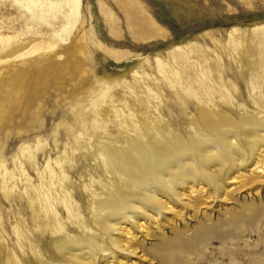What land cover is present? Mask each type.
<instances>
[{"label": "rangeland", "instance_id": "obj_1", "mask_svg": "<svg viewBox=\"0 0 264 264\" xmlns=\"http://www.w3.org/2000/svg\"><path fill=\"white\" fill-rule=\"evenodd\" d=\"M69 7L67 0H0V34L11 36L16 51L0 53V178L15 184L10 193L0 184V222L7 226L6 235L12 236L11 211L25 223L32 217L26 196L22 198L24 176L33 184L47 181L43 167L48 157L64 165L67 178L60 185L78 200L83 214L88 203L84 184L112 190L113 195L97 199L101 227L148 203L147 182L153 189H166L151 176L138 185L128 180L125 165L114 163L107 147L123 149L129 139L143 135L136 128V105L152 96L144 115H155L151 106L158 96L159 124L164 126L157 131L159 140L145 136L150 146L179 137L180 130L188 144L199 139V149L214 142L213 136L197 138L190 132L191 112L173 107L182 103L177 96L182 95L173 94L168 81H190L193 87L198 81L218 83L227 97L215 90L216 109L231 114L249 133L264 132V0H80L78 17L71 16ZM196 91L203 94L200 87ZM249 118L253 127L246 123ZM233 130L220 127L223 135ZM237 145L248 153L251 142L241 135ZM201 158L199 152V164ZM161 164L153 167V177ZM224 166L231 170L229 161ZM248 180L253 179L243 170L236 182L224 181L228 192L212 208L195 207L193 200L178 216L165 212L168 218L159 228L136 233L133 247L145 260L130 256L113 264H264V183ZM6 194L14 198L11 203ZM88 220L92 235L112 246L117 231L101 230ZM72 249H61L62 260L69 262ZM104 254L98 253V264H104Z\"/></svg>", "mask_w": 264, "mask_h": 264}, {"label": "bare ground", "instance_id": "obj_2", "mask_svg": "<svg viewBox=\"0 0 264 264\" xmlns=\"http://www.w3.org/2000/svg\"><path fill=\"white\" fill-rule=\"evenodd\" d=\"M67 1L70 5L69 13L71 16L78 17L80 0ZM10 40V35L2 36L0 34V53L4 51L9 53L16 52L14 51L15 47L11 48ZM35 50L37 49L34 48L31 52ZM26 51L24 50L20 55L22 56ZM157 64L159 68L164 67L159 59H157ZM172 72L174 73L175 71ZM168 82H170V87L175 91L173 94L182 95H177L182 103L178 105L176 103L172 104L173 107L178 106L181 112L184 110L191 112L192 127L188 128L190 132L193 130L192 133L193 135L197 134V138H199V135L213 136L215 138L214 142L206 143L199 149V139L193 145L188 144L186 137H184V132L180 130L179 137H171L170 139H166L165 137L167 142L163 145L155 144L156 146H150L144 139L145 136H148L150 133L155 135L150 137H157L159 140L157 131H160L161 127L164 126H160L161 123L163 124L160 117V107H158L161 100L159 101L157 96L155 98L156 101H154L157 104L155 103L151 106V112L156 115H152L153 117L144 115V113L145 109H149V100H153L152 98L154 97L152 96L146 102H139L136 105L138 114L136 128L143 135L129 139L128 145L126 144L127 147L123 149L113 150L111 146H108V154L114 163L121 166L125 165L128 180H136V185L145 180L144 176H151L152 178L159 179L166 189H161L157 186L153 189L151 183L147 182L145 184V191L149 199L148 203H140L139 206H136L135 213L131 216L127 218L121 217L123 220L117 221L114 224L106 222L101 227L98 219L101 201L97 199L99 196L106 198L108 194L113 195L112 190H108L107 192L97 191L92 188V185L87 186L84 184L83 188L88 203L85 208L87 214H83L84 212H81L82 208L80 209L77 203L78 200H74L71 192L61 186L62 182L67 178L64 165L60 161L53 162L55 167L60 169V172L57 174L55 167L52 165V160L48 157L43 167L49 175L47 181L42 182V180L37 182V184H33L27 175L24 176L26 187L23 190L24 196L22 198L26 196V202L30 205L29 207L32 208L33 212V215L31 214L32 217L27 222L28 224L25 223L24 217L20 219L16 216L15 211H11L8 214L13 218V222L10 225L11 236L5 233L7 228L4 224L5 222H0V264H50V262H55V264H98L99 257L97 255L100 251L107 253V255L104 254L105 256H102L104 264H113V261H119L121 258L130 259V256L143 261L145 257L136 256L137 251L133 247L136 233H144L146 235L148 234L146 232L147 229L149 230L151 226L159 228L163 224V221L168 218L165 212H171L178 216L180 212H186L187 208L191 206L190 202L193 200L198 202L194 205L195 207L199 208V205H204L206 208H212L216 202H221L228 192L223 187V182H236L237 176H242L243 170H248L250 179H253L248 180L251 184L254 182L264 183V132L249 133L245 128L238 127L231 114L216 109L218 106L216 107L217 103L213 102L214 99L212 97L215 92L219 91V94L225 96V98L227 97L226 93L221 91L222 86L214 81H198L196 87L189 84L188 82L190 81L186 83H182V81ZM199 87L202 89L203 94L197 93L196 90ZM253 102L257 105L259 101L253 100ZM196 105H200V108L196 109ZM118 115L122 117L121 114ZM99 117H103V115L99 113ZM162 117L164 118V116ZM128 118L125 116L124 121H130ZM246 123L250 127L254 126L252 118H249ZM223 125L229 128L233 126L236 130L223 135L220 132V127ZM241 135H246L251 142L248 153L238 148V139ZM116 136L113 134L111 138L114 139ZM187 137L195 138L193 136ZM38 145L39 143H37ZM23 150L22 153L24 151L27 152V150ZM191 152L194 153V156ZM199 152L202 155L200 164ZM166 158L169 161L168 163L164 162ZM158 161H162L161 170L158 176L153 177V167ZM227 161L230 162L231 170L229 169L226 172L224 165ZM12 177L11 179H13L14 183V176L12 175ZM5 182L2 176L0 178L2 189L6 193L12 192L15 184L11 182L10 185ZM205 186L209 187V192L205 193ZM256 186L259 187L260 185L256 184ZM195 187L198 188L195 189ZM116 194H118V191H116ZM5 196L8 199L10 198V203L14 200L10 195L6 194ZM117 201H122V199L119 198ZM89 217L93 223L99 224V229L105 230L109 228L117 231L119 237L111 239L112 246H104L102 242L92 235ZM125 223L129 226L123 225ZM131 228L132 231H130ZM122 235H125L124 238H121ZM86 238L89 241H85ZM63 247L73 248L69 262L62 260L63 258L60 256V251ZM79 249L86 250L76 252ZM46 251H48L47 257L44 256Z\"/></svg>", "mask_w": 264, "mask_h": 264}]
</instances>
